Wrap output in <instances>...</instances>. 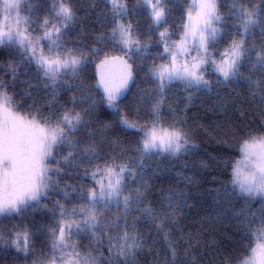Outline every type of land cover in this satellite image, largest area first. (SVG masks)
<instances>
[{
	"label": "snow or ice",
	"instance_id": "6c2138e0",
	"mask_svg": "<svg viewBox=\"0 0 264 264\" xmlns=\"http://www.w3.org/2000/svg\"><path fill=\"white\" fill-rule=\"evenodd\" d=\"M175 8V0H0V49L9 56L0 73V218L19 217L12 228L0 226V251L33 257L31 264H141V256L152 264H213L200 251L202 234L182 225L187 189L198 182L185 175L186 162L176 172L183 187L156 193V181L199 147L186 115L169 106L167 120L162 112L179 86L187 93L182 112L197 94L214 93L221 108L240 100L264 118V0H191L174 29ZM81 13L105 30H86ZM140 13L150 21L147 40L132 21ZM93 63L98 80L90 86L82 73ZM140 71L151 87L135 94L130 117L120 102ZM21 74L31 76L18 92ZM233 85L245 88L244 98ZM101 104L114 119L100 120ZM117 127L135 138L123 139ZM260 129L242 138L231 179L205 190L217 217L256 238L249 255L221 253L218 264H264V122ZM41 209L51 219L41 225L48 251L37 254L24 221ZM142 222L162 236L163 256ZM83 234L86 250L73 239Z\"/></svg>",
	"mask_w": 264,
	"mask_h": 264
},
{
	"label": "trees",
	"instance_id": "16d2710c",
	"mask_svg": "<svg viewBox=\"0 0 264 264\" xmlns=\"http://www.w3.org/2000/svg\"><path fill=\"white\" fill-rule=\"evenodd\" d=\"M191 0H175L176 8L173 10L172 15L169 18V25L176 28V25L180 23L182 19L181 9ZM129 5H134L136 0H128ZM83 19L79 24H83L86 30L91 31L93 28L104 31L105 29L100 26L96 21L93 14L87 16L81 13ZM133 23H139L141 31V38L147 40L148 38V26L150 21L146 14L140 13L139 15H132ZM79 25L77 26V28ZM110 27V25H109ZM178 30V29H177ZM72 37H76L77 31L70 33ZM175 39V37H173ZM223 47V44L221 45ZM152 53H156L158 49L152 47ZM9 58L8 53L4 49H0V73L5 71L3 65ZM146 65L151 64V58L145 61ZM94 63L90 64L82 75L86 78L87 83L91 86L94 85L95 77L93 72ZM31 74H21L19 82L16 85L15 91L22 92L25 88V82L30 79ZM8 79L9 77H4ZM214 79V77H211ZM151 87V82H145L144 71H140L137 76L135 84L132 85L131 90L126 97L121 100L120 107L122 110H127L130 117L135 116V108L132 103L135 98V94L140 89H148ZM237 93L241 94L244 98L245 88L243 86L233 85ZM13 91L12 89L9 90ZM42 95V93H36ZM70 95V94H69ZM94 95L99 100V92L94 91ZM187 95L179 86H176V90L170 94L164 104L162 115L165 119L171 120L173 117L168 111L169 106L180 112V115H186L187 125L185 127H191L194 130L195 142L199 145L198 149L193 155L181 157V164H177L174 169L169 170L159 180L156 181V193L159 194L161 188L167 189L169 187H176L177 184L183 187V181H180L176 177V172L183 167V163L186 162L187 168L185 169V175L194 176L198 181L197 184L190 186L187 191L191 193L188 201L189 206L183 210L182 225L185 229L199 232L202 234V242L199 245L202 253L206 252L208 255L205 257V261L211 259L213 264H218L219 256L221 253L225 255H234L243 259L244 256L249 255L245 249L249 243L255 246L256 238L252 236L245 238L240 234L235 227V222L226 217H217L216 212L213 210V202L210 196L207 195L206 189L217 188L220 186L219 182L227 183L231 179V168L237 159L241 156L240 145L242 138L251 131H261L260 125L264 122V118L260 116L259 111L255 107H249L248 103L241 104L240 100H235L233 105H230L227 109L221 108L218 104L216 95L213 94H197V98L192 105L187 107L186 112L180 110L185 109L187 101L184 97ZM67 97L65 96V99ZM16 99H20L19 96ZM241 111L245 115H241ZM97 116L100 120L114 119V116L101 104L97 110ZM145 117L141 115V120ZM230 131L231 135L228 137V144L224 145L218 143V140L222 139V133L224 131ZM113 131L119 133L123 139L132 140L135 137L131 132H123L118 127ZM205 160L209 166L207 168H201L200 161ZM224 161H227L225 165ZM82 175V173H81ZM71 182L77 183L75 178L71 179ZM60 197L53 193H49V199L54 200ZM47 203V201H42ZM258 206V205H257ZM113 212L116 210L113 209ZM51 219L50 214L44 210H38L32 212L29 210L25 214V223L30 224L35 236L34 243L36 245L37 254L41 250L48 251V241L41 225L48 222ZM19 222V217L2 219L0 218V226L6 225L8 228H12L14 224ZM151 225L141 223L138 228L146 235H149L150 239H158V247L153 249V252H159L161 256L165 254V250L160 245L163 243L162 236L157 238L154 232H151ZM255 227V226H253ZM37 229H41L37 231ZM87 234H83L81 237H73L81 244L82 249H87L89 244L88 239L85 237ZM215 253V256L213 255ZM33 257H29L27 261L23 258H15L14 251L2 252L0 251V264H31ZM141 264H152L151 256H141ZM235 264V261L233 262Z\"/></svg>",
	"mask_w": 264,
	"mask_h": 264
},
{
	"label": "water",
	"instance_id": "95a60500",
	"mask_svg": "<svg viewBox=\"0 0 264 264\" xmlns=\"http://www.w3.org/2000/svg\"><path fill=\"white\" fill-rule=\"evenodd\" d=\"M93 71H94V76H95V82H94V85L96 84V82H97V80H98V76H97V74H96V69H95V66H94V69H93ZM133 85V84H132ZM132 85L130 86V87H132ZM101 92H102V89H101V91L99 92V94L101 95ZM129 93V91L127 92V94ZM126 94V95H127ZM123 100V99H122Z\"/></svg>",
	"mask_w": 264,
	"mask_h": 264
},
{
	"label": "rangeland",
	"instance_id": "374dc122",
	"mask_svg": "<svg viewBox=\"0 0 264 264\" xmlns=\"http://www.w3.org/2000/svg\"><path fill=\"white\" fill-rule=\"evenodd\" d=\"M243 160V153L241 152V156L237 159V161H242Z\"/></svg>",
	"mask_w": 264,
	"mask_h": 264
}]
</instances>
